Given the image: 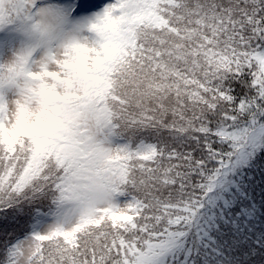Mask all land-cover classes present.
Here are the masks:
<instances>
[{
    "label": "snow or ice",
    "instance_id": "snow-or-ice-1",
    "mask_svg": "<svg viewBox=\"0 0 264 264\" xmlns=\"http://www.w3.org/2000/svg\"><path fill=\"white\" fill-rule=\"evenodd\" d=\"M0 264H264V0H0Z\"/></svg>",
    "mask_w": 264,
    "mask_h": 264
}]
</instances>
